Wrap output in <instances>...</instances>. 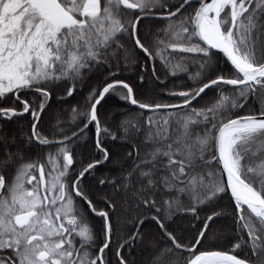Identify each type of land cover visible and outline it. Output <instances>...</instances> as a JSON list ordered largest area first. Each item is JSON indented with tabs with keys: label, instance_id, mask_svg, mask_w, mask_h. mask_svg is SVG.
<instances>
[{
	"label": "snow or ice",
	"instance_id": "obj_1",
	"mask_svg": "<svg viewBox=\"0 0 264 264\" xmlns=\"http://www.w3.org/2000/svg\"><path fill=\"white\" fill-rule=\"evenodd\" d=\"M144 19L166 23L157 33L143 36L139 24ZM129 41L132 51L126 47ZM137 50L149 60L159 58L165 67L169 56H179L175 67L187 72L188 65H194L197 70L188 78L200 86L169 93L180 97V104L139 102L132 87L111 71ZM213 50L233 66L234 78H211L218 71L214 61L220 59ZM99 68L109 69L103 87L90 92L85 111L70 110L68 122L75 130L60 128L59 117H54L50 135L59 139L38 131L56 88L70 85L64 91L71 97L84 74ZM227 86L233 95H225ZM117 88L126 91L120 99L142 111L164 113L142 124L121 123L125 135L147 129L144 142L151 147L143 156L137 150L132 167L118 177L99 181L120 194L124 205L155 210L151 219L161 230L164 246L154 247L151 264H174L175 252L191 253L185 264H264V106L255 114L229 115L258 92L264 104V0H0V121L29 114L28 144L54 149L43 162L18 163L21 155L10 152L0 158V264H104L103 254L114 235L110 213L118 205L113 196L105 200L107 211H97L80 186L110 159L102 137H117L102 125L97 106ZM212 88H220L218 98L208 106L191 107ZM89 127H94L93 145L102 159L77 171L74 157L87 146ZM6 140L0 136V142ZM133 155L128 153L129 158ZM11 170L15 175L10 177ZM229 193L239 239L230 252L196 248L218 212L204 219L192 247L168 230L166 221L181 210L182 195L205 205ZM74 198L85 201L103 220V246L95 257L90 258L88 249L96 236L79 215ZM183 211L196 215L195 206ZM137 239L142 240L139 229L118 245L117 264H129L121 249ZM241 247L249 248L254 259L231 254Z\"/></svg>",
	"mask_w": 264,
	"mask_h": 264
},
{
	"label": "trees",
	"instance_id": "obj_2",
	"mask_svg": "<svg viewBox=\"0 0 264 264\" xmlns=\"http://www.w3.org/2000/svg\"><path fill=\"white\" fill-rule=\"evenodd\" d=\"M169 2L177 4L180 0H169ZM188 11L191 12L192 9L189 8ZM165 23V21L160 19H144L139 24V32L143 36H149L157 33L164 27ZM126 47L132 51L130 41L126 44ZM217 54L220 59L218 63L214 61L213 66L218 71L211 78H215L216 74L234 78V68L222 54ZM169 61L168 67H165L159 58L149 60L137 50L133 52L127 63L122 60L120 67L117 69L114 66L111 71L118 72L115 79L122 80L132 87L134 96L139 102L173 104L181 102V98L169 95V93L195 89L200 84L188 78L189 75L194 74L197 70L194 65H188V71L184 72L175 67L176 64L180 63L179 56L173 54L169 56ZM153 67H155V76L153 75ZM172 72L176 74L173 75ZM108 74L109 69L106 68L93 69L91 72H86L83 80L77 83V91L71 97H67L64 91L65 87L70 85L61 83L56 88L51 103L38 125V131L50 139H59V137L50 135L53 127L56 126L54 117H59L60 128H71L74 131L75 128L68 122L71 116L70 110L75 107L80 111H85L90 103L87 99L90 92L93 89H101ZM141 77L144 78L143 82H141ZM107 82L112 81L109 79ZM227 88L228 91L225 92V95H233L231 86H227ZM219 92L220 88L205 90V93L201 94L192 103L191 107L201 108L210 105L218 98ZM125 94L126 91L124 89L117 88L107 94L97 106L98 116L102 125L107 127L111 133H115L117 138L113 140L110 136L102 137L103 147L107 148L111 154L110 159L108 162L97 166L91 174L86 175L80 187L88 199L93 202L97 211L108 210L105 203L106 198L112 199L115 196L113 203L118 205L116 211L110 213L114 235L110 248L105 250L103 254L104 264H117L116 250L118 245L124 244L137 229H139L142 240L137 239L134 245H125L121 249V255L129 264H151L155 254L153 251L154 247L156 245L164 246L161 230L156 222L151 219V217L156 215L155 210L143 206L140 208L128 207L124 205L120 194L113 193L111 186L107 184L100 185L99 183L101 179L111 180L118 177L122 170L130 169L135 159V152L138 150L140 155L143 156L151 147L150 144L144 142L147 129L142 128L136 135H125L121 123L129 121L133 125L142 124L149 116L155 115L159 118L164 115L163 112L154 114L146 110L142 111L130 102L120 99ZM240 102L244 104V107L233 109L229 114L230 118L258 113L260 108L264 106L261 103L259 92L256 96L250 95L246 101ZM31 123L32 118L29 114L14 118L11 121H0V136L7 137L6 141L0 142V158H3L5 152H10L21 155L22 160L18 161V163L36 160L43 162L46 154L54 151L50 147L28 144L26 137L30 135ZM197 131H201V129H197ZM85 136L87 137V146L80 147L77 150L78 154L74 157L76 161L74 167L77 171L94 160L102 159V156L96 152L93 145L94 127H89L85 132ZM5 144H7V147H5ZM130 152L134 153L132 158L128 157ZM9 175L10 177L14 176L15 171L11 170ZM217 179H219V174H217ZM156 199L158 201L157 207H159L161 197L157 196ZM180 200L181 210L173 211L172 219L166 221V224L168 230L179 237L184 244L189 247L195 244V238L203 227L204 219L212 215L213 212L220 213V216L210 223L206 238L203 239L200 245H197V250L230 252L233 244L239 242L233 221L234 205L228 194H223L205 205H196L188 195H182ZM74 206L79 215L83 216L84 221L91 226L96 236L95 244L88 249L90 258L95 257L99 252V248L103 245V220L91 213L86 202L80 198H74ZM190 206L196 207L195 216L191 212L185 214L183 211L184 208ZM140 220H143L142 225L139 223ZM244 238L247 239L246 236ZM77 247H79V244H77ZM232 254L242 259L252 258L251 251L247 247H241L232 252ZM190 256L191 253L189 252H175L173 254L174 264H185V258Z\"/></svg>",
	"mask_w": 264,
	"mask_h": 264
},
{
	"label": "water",
	"instance_id": "obj_3",
	"mask_svg": "<svg viewBox=\"0 0 264 264\" xmlns=\"http://www.w3.org/2000/svg\"><path fill=\"white\" fill-rule=\"evenodd\" d=\"M213 51H215V52H217V53H219L218 52V50H213ZM220 54H222V53H220ZM223 55V54H222ZM226 59V58H225ZM229 63V62H228ZM230 64V63H229ZM231 65V64H230ZM232 66V65H231ZM233 67V66H232ZM199 98V97H198ZM197 98V99H198ZM181 103V102H180ZM180 103H175V104H180ZM170 105H172V104H170ZM133 106H135V105H133ZM135 107H137V106H135ZM138 108V107H137ZM147 111V110H146ZM243 116H245V115H243ZM236 118V117H235ZM221 167H222V165H221ZM226 178V177H225ZM229 196H230V193L228 194ZM85 202V201H84ZM197 247V246H196ZM214 251H216V250H214ZM232 254V253H231Z\"/></svg>",
	"mask_w": 264,
	"mask_h": 264
},
{
	"label": "rangeland",
	"instance_id": "obj_4",
	"mask_svg": "<svg viewBox=\"0 0 264 264\" xmlns=\"http://www.w3.org/2000/svg\"><path fill=\"white\" fill-rule=\"evenodd\" d=\"M179 103V102H178ZM173 104H175V103H173Z\"/></svg>",
	"mask_w": 264,
	"mask_h": 264
}]
</instances>
